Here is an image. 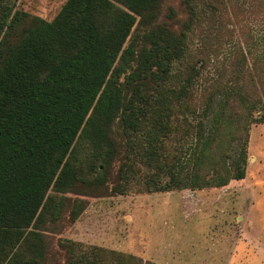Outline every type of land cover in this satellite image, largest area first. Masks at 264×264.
Here are the masks:
<instances>
[{"label":"trees","instance_id":"16d2710c","mask_svg":"<svg viewBox=\"0 0 264 264\" xmlns=\"http://www.w3.org/2000/svg\"><path fill=\"white\" fill-rule=\"evenodd\" d=\"M18 1L0 0V264H48L47 235L74 224L86 198L129 192V162L141 152L133 135L145 137L152 166L162 163L167 113L201 85L173 73L196 13L194 0H68L47 21L20 10ZM258 43L234 50L211 83L203 78L209 86L201 85L193 144L182 150L187 163L166 175L173 190L246 178L250 130L264 124V34L260 55L250 58ZM80 141L98 163L89 168L92 179L76 154ZM166 187L155 191H172ZM53 190L65 196L57 199ZM23 243L28 251L18 253ZM59 245L65 264H83L76 245Z\"/></svg>","mask_w":264,"mask_h":264},{"label":"rangeland","instance_id":"374dc122","mask_svg":"<svg viewBox=\"0 0 264 264\" xmlns=\"http://www.w3.org/2000/svg\"><path fill=\"white\" fill-rule=\"evenodd\" d=\"M67 1L19 0L17 7L53 21ZM192 3L196 20L187 33L182 58L173 64L174 74H191L192 81L202 85L203 78L212 82L234 50L248 52L253 40L260 43L250 58L260 55L264 0H194ZM116 5L124 8L121 2ZM181 19L184 21L185 16ZM225 66L230 70V63ZM201 85L190 100H179L167 113L162 163L152 166L144 158L145 137L133 135L135 147L141 152L135 153L129 162L133 168L129 192L86 198L89 206L74 224L67 225L62 234L47 235L48 264L66 263L59 244L67 242L78 247L77 261L83 264L94 259L100 264H137L130 260L132 256L150 264H264V124L251 127L243 181H234L231 188H219V191L173 190L175 187L169 184V170L187 163L182 150L193 144L202 116L205 94ZM76 154L84 163L86 178L92 179L89 168L92 163H98L89 157L90 146L80 141ZM186 167L192 169L193 164ZM166 185L172 191H155L157 186ZM49 194L57 199L65 196L54 190ZM26 232L28 241L32 240L31 232L35 230L30 228ZM25 250L28 251L27 243L21 244L17 252Z\"/></svg>","mask_w":264,"mask_h":264},{"label":"crops","instance_id":"0c3cea01","mask_svg":"<svg viewBox=\"0 0 264 264\" xmlns=\"http://www.w3.org/2000/svg\"><path fill=\"white\" fill-rule=\"evenodd\" d=\"M240 182H241V181H240ZM236 183H238V182H236ZM233 185H234V181L231 182L228 186L223 187V188H220V189H228V188H231ZM214 190L219 191V188H214ZM259 204H261V203H259ZM242 218H243V217H242Z\"/></svg>","mask_w":264,"mask_h":264}]
</instances>
